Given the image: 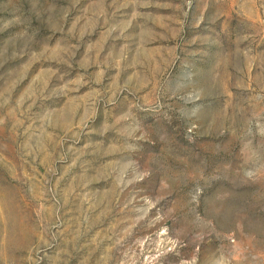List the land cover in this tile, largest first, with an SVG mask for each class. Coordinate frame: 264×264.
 <instances>
[{
    "label": "rangeland",
    "instance_id": "1",
    "mask_svg": "<svg viewBox=\"0 0 264 264\" xmlns=\"http://www.w3.org/2000/svg\"><path fill=\"white\" fill-rule=\"evenodd\" d=\"M0 264H264V0H0Z\"/></svg>",
    "mask_w": 264,
    "mask_h": 264
}]
</instances>
